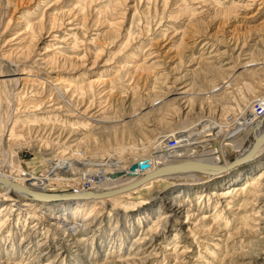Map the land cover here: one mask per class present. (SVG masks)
Instances as JSON below:
<instances>
[{"label":"rangeland","instance_id":"obj_1","mask_svg":"<svg viewBox=\"0 0 264 264\" xmlns=\"http://www.w3.org/2000/svg\"><path fill=\"white\" fill-rule=\"evenodd\" d=\"M51 92L81 97L78 113L51 117L75 158L65 145L41 146L50 128L35 129L28 144L9 135L15 116L35 127L47 118ZM263 111L264 0H0V172L16 180L2 164L18 155L35 191L71 193L96 180V168L126 169L163 151L217 154L248 137ZM217 155L220 164L234 158ZM257 159L240 179L245 167L158 180L80 213L62 203L30 210L0 186V264H264Z\"/></svg>","mask_w":264,"mask_h":264},{"label":"bare ground","instance_id":"obj_2","mask_svg":"<svg viewBox=\"0 0 264 264\" xmlns=\"http://www.w3.org/2000/svg\"><path fill=\"white\" fill-rule=\"evenodd\" d=\"M71 23L72 22H70V24ZM22 75H23V73H22ZM91 85H92V83H91ZM26 86H27V84L24 86L25 92L28 90V88ZM44 90L45 89H43L40 93H43ZM76 90L79 92V91H81V88H77ZM53 94L54 93H52V92L48 93V96L46 97L47 103L45 102L44 104H49L48 110L46 112V113H48V115L46 116L47 118L41 119L42 122L37 124L38 127H35L36 124L30 126L31 124L27 125V123H25L26 124L25 125V124H23V122L20 125L21 120L19 119V117L17 118V116H15L16 119L14 117V119L12 120V117H11L12 115H11L10 117L7 118L8 120L10 119L13 121L11 123L12 127L11 128L8 127V129L10 131L9 135L11 138L14 136L21 138L22 140H24V144H25L28 141L27 138L31 134H33V131L35 129H36V132L40 133L41 129L39 130V128H44L45 130L50 128V132H48V133H45V131H44V133L42 132L43 134H49L48 135L49 138L47 139L45 137L47 139V141L45 140L47 143L44 144L42 142L43 144L41 146L45 147V145H46V148H48L49 145H52V147H53V143H55L56 146H58L57 144H62V147H64V145H65L64 149L68 150V151L70 150L71 156L73 158H75L74 153L77 151V149L74 150V149H72V146H66V144L68 142L65 140L63 141V139L65 138V135H64L65 131H67L66 129H64L65 126L61 127L58 123V119L57 118L53 119L51 117L54 114H62L61 113L62 110H69V108H74V112L78 113L80 111L79 107L81 106L80 102H82V100H80L81 97L80 98L78 97L77 100L75 98L72 100H70V99L68 100V98L66 96L67 92H64L62 94V96H57L58 94H56V92L54 95ZM39 96H41V95H39ZM64 102H66V103H64ZM93 104H94V102L90 103V105L87 107V109H85L82 112L85 113L87 111L86 113H89ZM40 106H42V105H37V103H36L34 105V108L36 110H41L42 108ZM19 111L20 112L22 111L20 106H19L17 112H19ZM25 111L26 110H23V112H25ZM9 115H10V113H9ZM9 121H8V123H9ZM254 121L255 122H254L253 127H252V133L249 134L248 137H246L245 139H239L238 142H235L232 144L231 143L228 144L227 142H224L218 146V148H220L219 149L220 155L224 156L225 153H227L228 155L234 156L233 160L227 159L222 164H220L217 161L220 158V156L217 155L219 153L215 154L212 152L213 150H211V149L209 150L207 147H199L198 149H196L194 156L191 157L190 159L183 158L184 154L180 153L181 151H176L173 154L170 153L171 151H169V152L163 151L162 153L164 154V157H159V158H156V157L153 158L152 157L153 159L150 157L151 160L149 159L148 161L147 160L142 161V163H140L136 166H133V167H126V169L114 167V168H110V170H108V171H105V170H100V168H96L97 169V171H96L97 174L95 176L96 180L89 182L86 187L80 188V190H74V192L66 193L63 195H58V194L57 195H52V194L47 195L44 193H43L44 194L43 195L42 192L40 193L37 190L35 191L31 187L28 186L27 181L29 179H31V176H29L28 174H26L25 172H23L21 170L22 165L19 164L18 159H20V158L17 155L15 157H13V159L7 158L6 161L2 164V168H7L9 173H13L15 176H17V179L16 180L10 179L8 176L4 175V173L0 172V176L5 177L10 182V183H5V182L0 181V186H4L6 188L8 187V188H11V189L15 190L16 192H18L19 196H23L24 197L23 199L27 201L28 204H26V206L30 210L35 209V207H33V206H37V204H41V205H44V206L49 207V208H54L57 205H59L57 203H62L61 204L62 211L71 210V211H76V213H80L81 210H83L85 208L86 209L98 208L96 206H98L100 203L105 206L106 205L105 202H108L110 200V196L124 194V192H130L132 190L137 189L141 185H142L141 187L151 185L154 182H157L158 180L163 181V182H166L167 180L175 181L176 184H180L182 182L185 183V181L196 182L197 179H211V177L216 175V174L223 176L227 173L234 172L238 169H239L238 171H240L245 167L239 174L235 175L236 179H240V177L242 175L245 176V173L247 175L250 173V171L253 170V167H251V166H252V163H254V159L258 158L257 160H262V157H264V140L260 143L259 147L256 148L254 151H252V152L249 151L251 148H253L254 143L259 139V137L264 136V111L261 112V114L258 116V118L254 119ZM8 123H6V125H8ZM41 123L43 125H41ZM50 124H51V126H49ZM58 126H60L61 129L63 128L62 130H60V132L56 131L57 129L58 130L60 129ZM18 128H20V129H18ZM37 128H38V130H37ZM40 135H41V138H43L42 134H40ZM33 136H35V135H33ZM33 136H31V137H33ZM53 137H55V138H53ZM32 139H30V140L32 141ZM54 140H56L57 143ZM35 141H38V140L36 139ZM76 141H78V144L75 146L79 147L78 148L79 149L78 156L80 158L85 157V153H87V152H85L84 150L87 151L88 149L84 148V146H85L84 144L82 145L83 140L78 139ZM56 149H58V147H56ZM56 149H54V150L56 151ZM50 150H51V148H50ZM55 151H54V153H56ZM47 152H50V151H47ZM60 152H59V154H60ZM57 154H58V152H57ZM175 156H178L179 158H174ZM242 156H243V160H239V162H237V163L233 162L234 160H236ZM76 159H78V158H76ZM209 163L213 164L214 166H209ZM92 164H94V163H92ZM220 165H222V166H220ZM164 166H165V168H164ZM217 166H220L221 168L219 167L220 168L219 169ZM247 167H249L250 169L249 168L247 169ZM159 168H164V169L160 170L158 172V174L154 175V172L156 170H158ZM244 170H246V171H244ZM145 174L150 175L148 179H146L143 182L138 183L134 186H131L128 189H120L121 187L128 185L129 183H132V182L139 180ZM13 182H15L16 185H14ZM247 184H248V182L245 183L244 185L233 186L232 188L234 190V193H232V194L235 195V193L238 190L245 191ZM115 189H118L117 191H115V193H113V194L107 193V192H109L111 190H115ZM40 194H42V196ZM230 194L231 193H229L228 195H226L223 198H226V197L230 198ZM35 199H37V200L41 199L44 201L42 202V201L38 200L40 202H37V200H35ZM57 199L58 200L70 199L72 201L58 202V201H55ZM230 199H232V198H230ZM45 200H47V201H45ZM101 207L102 206H100L99 208H101ZM228 208H230V207H228ZM1 210H4V207H1ZM96 212L99 213V212H101V210L96 211ZM171 216H168V217L170 218ZM168 217H166V218H168ZM119 231H120V229H119ZM122 236H124V234H122ZM124 261H114V262H124ZM126 262H129V259L126 260Z\"/></svg>","mask_w":264,"mask_h":264},{"label":"water","instance_id":"obj_3","mask_svg":"<svg viewBox=\"0 0 264 264\" xmlns=\"http://www.w3.org/2000/svg\"><path fill=\"white\" fill-rule=\"evenodd\" d=\"M263 140H264V136H263V137H259V139L254 143L253 148H251L249 151L252 152V151H254L256 148H258L259 145H260V143H261ZM239 160H243V156L240 157V158H238V159H236V160H234L233 162H234V163H237V162H239ZM217 165H218V164H217ZM209 166H214V165L209 163ZM220 166H222V165H220ZM220 166H217V167L219 168ZM164 168H165V166H164ZM164 168H159L158 170H156V171L154 172V175L158 174V172H159L160 170L164 169ZM220 168H221V167H220ZM220 168H219V169H220ZM149 176H150L149 174H145V175H144L142 178H140L139 180H137V181H135V182H132V183H129L128 185H125V186L121 187L120 189H128L129 187L134 186V185H136V184H138V183H141V182H143L144 180L148 179ZM0 181L5 182V183H10V182L8 181V179H6L5 177H2V176H0ZM13 184L16 185L15 182H13ZM13 184H12V185H13ZM117 190H118V189L111 190V191H109V192H107V193L113 194V193H115V191H117ZM42 194H43V193H42ZM42 194H40V195L42 196ZM43 195H44V194H43Z\"/></svg>","mask_w":264,"mask_h":264}]
</instances>
